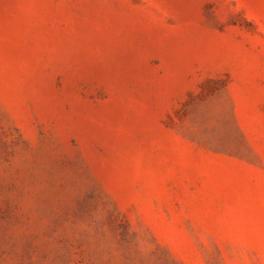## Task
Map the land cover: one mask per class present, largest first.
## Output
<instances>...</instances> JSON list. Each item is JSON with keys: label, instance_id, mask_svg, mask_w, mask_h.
Returning <instances> with one entry per match:
<instances>
[{"label": "rangeland", "instance_id": "1", "mask_svg": "<svg viewBox=\"0 0 264 264\" xmlns=\"http://www.w3.org/2000/svg\"><path fill=\"white\" fill-rule=\"evenodd\" d=\"M0 264H264V0H0Z\"/></svg>", "mask_w": 264, "mask_h": 264}]
</instances>
